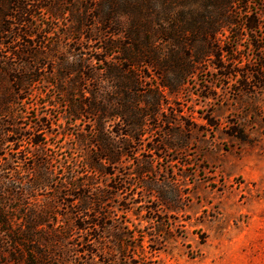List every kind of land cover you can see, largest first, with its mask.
I'll return each mask as SVG.
<instances>
[{
  "label": "rangeland",
  "instance_id": "rangeland-1",
  "mask_svg": "<svg viewBox=\"0 0 264 264\" xmlns=\"http://www.w3.org/2000/svg\"><path fill=\"white\" fill-rule=\"evenodd\" d=\"M171 2L0 0V201L25 236L14 253L0 227V264H264V0L228 5L262 16L236 47L216 35L223 58L163 20L217 0Z\"/></svg>",
  "mask_w": 264,
  "mask_h": 264
},
{
  "label": "trees",
  "instance_id": "trees-1",
  "mask_svg": "<svg viewBox=\"0 0 264 264\" xmlns=\"http://www.w3.org/2000/svg\"><path fill=\"white\" fill-rule=\"evenodd\" d=\"M195 0H172L171 4L179 5L180 3H193ZM235 1V0H234ZM238 1V0H236ZM243 1V0H242ZM247 1V0H246ZM218 2V13H215V15L210 18V17H205L204 21L197 20L195 16H193L191 13L190 14H183L175 11H171L168 14H165V18L163 19L165 24L168 26L166 29V37H168L170 42H173V44L178 45V44H183L184 43V38L185 37H191L192 42L188 43L189 49H194L195 50V43H196V38L194 37L195 34L197 33L198 30L203 32V43L206 44V56H214L223 58L224 55L227 53V51L224 49L225 42H220L216 38V35L221 32L228 31V40H232L233 47H236L238 45V38L240 31L245 32V34H254L258 33L260 28V19L262 16V9L252 12V13H247L245 12L244 17L241 18V22H235L234 19L232 18L231 14L228 13L227 7L230 5L233 0H217ZM261 6V4H260ZM262 7V6H261ZM187 16V17H186ZM256 17V18H255ZM238 27V29H234ZM168 31V32H167ZM234 35V36H233ZM217 46H219V53L216 54V49ZM255 51H257L260 54L259 59L263 56V61H264V54L262 53V48L259 46H254ZM194 53L193 55H195ZM192 55V57H193ZM192 63H196V60L193 59L191 61ZM182 64L178 60V62H175V66L179 67ZM193 69V67H192ZM259 70L264 71V62H262L259 67ZM193 72V70L191 71ZM227 77V76H226ZM30 145L33 146L34 148H39L40 147V141L38 140H33V138L29 139ZM100 160H102L103 164L107 165H115L117 160L113 158L112 156H105V157H100ZM41 164V163H40ZM45 165H47V162L41 164V168L46 170ZM87 168L91 171L94 172L95 168L93 166H87ZM46 186V182L43 177H36L35 181L29 184V186L26 187V191L29 190H36L37 188H43ZM77 189H80L82 186L77 185ZM83 211H86L85 207H83ZM85 213V212H83ZM6 211L1 205L0 201V227L5 231V233H8L10 243L13 244L12 250L14 253L18 250L16 247H19L21 249V246L23 245V239L22 235L18 230L12 229L11 228V223L9 224V219L6 216ZM44 215L46 216V212H44ZM86 214H84L85 217ZM87 219V216H86ZM87 221V220H86ZM77 228L84 232L85 234H89L90 231H93L96 229V231H102L105 230L104 224L99 223V222H94V223H86V224H80L77 226ZM25 237V236H24ZM101 238L100 236L97 235L95 239ZM63 239V238H60ZM93 243V242H92ZM28 253L30 259H28L27 264H49L46 259L48 257L47 254H45L43 251H35L34 248H29ZM31 253L34 254L33 257H35V261L33 262L31 260ZM90 258L95 257L96 254L93 255L92 252L88 253ZM102 254V253H100ZM110 255V254H107ZM88 259V260H89ZM86 260V264H92L89 263V261ZM103 264H116L113 260H108V262ZM118 264H141L140 262H137L135 260H132V262H128L125 260V258L121 259V263Z\"/></svg>",
  "mask_w": 264,
  "mask_h": 264
}]
</instances>
